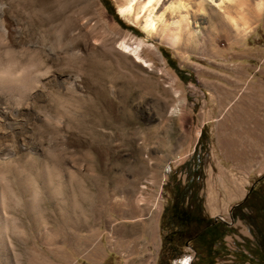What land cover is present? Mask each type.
<instances>
[{
    "label": "rangeland",
    "instance_id": "obj_1",
    "mask_svg": "<svg viewBox=\"0 0 264 264\" xmlns=\"http://www.w3.org/2000/svg\"><path fill=\"white\" fill-rule=\"evenodd\" d=\"M108 2L121 25L102 0H0V69L25 68L13 67L22 73L14 80L30 83L25 92L0 87V151L30 162L41 153L58 168L45 187L39 171L25 174L32 186L23 196L58 204L57 239L32 235L15 252L55 264H159V218L171 200L164 186L172 175L183 186L180 167L190 160L202 165L208 218L229 222L230 208L264 184V142L252 136L264 134V118L256 128L251 117L252 97L264 98V0L191 5L196 40L182 35L174 47L146 38L135 13L121 16L118 1ZM122 41L141 43V60L122 53ZM0 169L12 178L6 163ZM69 204L74 222L65 225ZM231 227L236 233L223 238L229 254L216 264H238L243 238L254 247L248 225ZM186 258L191 264L188 246L160 264Z\"/></svg>",
    "mask_w": 264,
    "mask_h": 264
},
{
    "label": "bare ground",
    "instance_id": "obj_2",
    "mask_svg": "<svg viewBox=\"0 0 264 264\" xmlns=\"http://www.w3.org/2000/svg\"><path fill=\"white\" fill-rule=\"evenodd\" d=\"M117 1L119 3V13L121 16H128L131 15L132 13H135L136 22L140 24L141 31L145 34L146 38L148 39L157 38L160 42L165 43L170 47L177 46L181 42L182 35L187 37V41L196 40L197 34L199 32L195 29L197 27L195 26V24H197L196 17L198 15L193 14L194 15L193 18L190 16L191 5L196 4L198 6V10L201 11L203 9L205 2H210L216 7L217 6L220 7L224 3L229 4L232 2V0H117ZM259 7H261L260 4ZM158 8L161 10V12L157 11ZM229 21L232 24V26L235 27V30L239 29L236 20L234 18L230 17ZM242 23H243L242 29L240 30L246 32L247 30L246 19H242ZM0 31L2 33L4 32L1 29V26H0ZM66 48L69 54L71 51H74L75 49L72 43L66 45ZM119 48L122 51V53L129 54L130 56L135 57L138 60H141L139 54L141 49V43H138L135 47H133L122 41L120 43ZM10 65L12 66L13 63H11ZM10 65L6 63V65L0 69V87L1 88L9 87L12 90L11 87L16 86L17 88L19 89L21 88L25 92L24 88L26 87L29 88L28 86L30 85V83L27 84L26 79L22 80L19 78L20 79L19 81L14 80L15 78H17L16 76L18 74L22 75V73L21 72L17 73V71H19L20 68H18L16 65L12 66V68L10 67ZM15 66L19 70H16L17 68H13ZM22 69L23 68H21L20 71L23 72L25 68L23 70ZM13 155H14L13 152H11L10 150L0 151V162L6 163V165L11 168L9 173L12 175V178L8 179L0 174L1 258L3 259L5 264H55V262L53 261L51 262V260H48L42 257L41 255L36 254L35 252L25 251L23 247H21L19 252L18 251L15 252L16 249L14 244L15 242H18L20 245H24V243L30 241L32 235L37 236L38 239H40L41 237L42 238L41 240L48 242H54L57 239L59 235L58 228H59V219H60L58 212L59 210L58 204L53 202V204L47 206L45 205V203H43L45 201H42L41 204L40 201L36 202V199L33 197V194H31V199L23 197L25 195V192L29 190L30 185L32 186V184H30V179H29L30 177L28 178L26 175L29 176L33 168L35 169V173L33 172L34 174H36V172L39 171L40 175L42 174L41 177L43 176V178H41L43 180L42 185H44L45 187V183L47 184L50 181L52 175H54L58 171V168L55 165L57 160L55 158H49L46 161H44L39 157L41 153L40 155H36V157L31 162L24 160L26 158L25 156H18L17 158H13L14 157ZM45 162L50 163L49 171L44 170V167L46 165ZM39 189H41V187ZM54 190H51L49 192L51 194V197H53L56 194ZM47 197L48 198L50 197L49 194ZM73 210H72V206L69 204V206L66 208V212L64 213L65 215L63 218V222L65 223V225H70L71 223L74 222ZM179 263L189 264V260L187 258L184 260L182 259Z\"/></svg>",
    "mask_w": 264,
    "mask_h": 264
},
{
    "label": "trees",
    "instance_id": "obj_3",
    "mask_svg": "<svg viewBox=\"0 0 264 264\" xmlns=\"http://www.w3.org/2000/svg\"><path fill=\"white\" fill-rule=\"evenodd\" d=\"M102 4L108 14L121 25L108 0H102ZM127 29L134 32L132 28ZM180 169H185L184 185L174 182L172 175V182L164 186L170 193L171 200L159 218L160 229L164 231L159 264L164 257L166 262L178 258L187 246L194 254L191 264H216L217 260L229 254L224 247L223 238L235 234L236 230L219 221L213 223L211 218L203 214L202 198L199 195L203 179L200 160H190ZM229 214L233 221L240 220L248 225L254 238V247H250L249 240L242 239L243 252L234 253L235 256L238 255V264H264V184L257 181L247 191L244 199L230 208ZM247 251L249 257L245 254Z\"/></svg>",
    "mask_w": 264,
    "mask_h": 264
},
{
    "label": "crops",
    "instance_id": "obj_4",
    "mask_svg": "<svg viewBox=\"0 0 264 264\" xmlns=\"http://www.w3.org/2000/svg\"><path fill=\"white\" fill-rule=\"evenodd\" d=\"M264 102V98L261 97H252V126L259 128L260 124L262 122V119L264 118V108H262V104ZM264 105V104H263ZM262 117V118H261ZM253 142L260 143L264 142V134H261L259 132H253ZM254 165H262V163H256Z\"/></svg>",
    "mask_w": 264,
    "mask_h": 264
},
{
    "label": "water",
    "instance_id": "obj_5",
    "mask_svg": "<svg viewBox=\"0 0 264 264\" xmlns=\"http://www.w3.org/2000/svg\"><path fill=\"white\" fill-rule=\"evenodd\" d=\"M252 187H253V185L249 188L248 192L250 191V189H251ZM228 218H229V222H225L224 220H222V219L219 218V217L211 218V219H212L213 223L219 221V222H221V223H223V224H226L227 226H231V225L233 224V219L230 217V215H229Z\"/></svg>",
    "mask_w": 264,
    "mask_h": 264
},
{
    "label": "flooded vegetation",
    "instance_id": "obj_6",
    "mask_svg": "<svg viewBox=\"0 0 264 264\" xmlns=\"http://www.w3.org/2000/svg\"><path fill=\"white\" fill-rule=\"evenodd\" d=\"M253 186H254V185H253ZM229 215H230V214H229ZM233 222H234V221H233ZM230 227H231V226H230ZM190 249H191V248H190ZM193 259H194V254H193ZM193 259H192V260H193Z\"/></svg>",
    "mask_w": 264,
    "mask_h": 264
}]
</instances>
